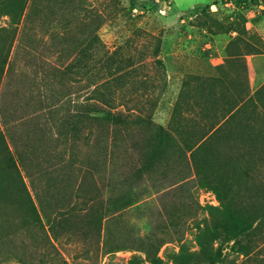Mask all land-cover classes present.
Instances as JSON below:
<instances>
[{
	"label": "rangeland",
	"instance_id": "rangeland-1",
	"mask_svg": "<svg viewBox=\"0 0 264 264\" xmlns=\"http://www.w3.org/2000/svg\"><path fill=\"white\" fill-rule=\"evenodd\" d=\"M50 3L51 16L48 1L30 0L17 27L0 11V46L11 26L17 29L11 47L9 39L3 43V52L10 48L13 69L0 75V130L6 144L13 154L8 120H16L22 133L32 110L46 115L52 96L70 93L73 113L96 90L109 105L93 102L122 112L128 125L106 130L91 123L89 134V125L80 124L77 138L59 144L67 147V164L48 168L55 159L50 149L49 155L35 153L39 159L32 161L40 163L35 172L60 185L55 200L62 210L88 202L91 213L102 211L105 200L128 186L137 201L105 217L100 232L87 209L61 215L53 237L55 214L47 215V206L56 202L48 197L50 186L37 177L31 186L27 174L20 170L18 175L10 155L0 151V264H149L147 247L163 264H173L171 257L180 249L200 251L201 235L205 250H218L217 255L193 264L210 258L215 264H264V120L230 124L218 138L190 149L208 124L200 114L208 111L206 101L225 110L240 90L242 62L235 58L244 56L253 90L264 83V0ZM72 59L83 64L76 74L62 75ZM158 127L169 132L161 143ZM70 144L79 147L74 156ZM143 164L146 170L137 172ZM225 208L252 226L237 239L247 245V255L225 239Z\"/></svg>",
	"mask_w": 264,
	"mask_h": 264
},
{
	"label": "trees",
	"instance_id": "trees-1",
	"mask_svg": "<svg viewBox=\"0 0 264 264\" xmlns=\"http://www.w3.org/2000/svg\"><path fill=\"white\" fill-rule=\"evenodd\" d=\"M30 0H0L1 5V14L4 16L10 17L11 25L17 27L21 21L22 18L25 15V11L27 8V5H29ZM48 1V5L50 7V16L54 14V11L51 10V0ZM61 5L64 6H71L73 4V0H57ZM75 5V4H74ZM38 9L35 8L34 12ZM32 10V11H33ZM51 20V19H49ZM10 25V26H11ZM13 26H11V30L6 33L5 40L2 42L0 46V75H11L13 69H12V61L9 59V47H11V42L13 41L17 29H15ZM10 29V27L8 28ZM10 40V44L8 49L3 52V46L6 42V40ZM72 50V49H71ZM80 52V51H79ZM78 52V53H79ZM238 55V54H237ZM239 56V55H238ZM236 60H239L242 62V80H241V86L240 90H238L236 93H234V100L233 104H230L229 107L225 110L222 109H216L211 108V104L208 103V100L206 101L207 104V110L204 113H200L203 119H207V125H205L201 132V135L199 136V141L197 143H194L192 146H190V149L193 146L198 145L201 143L197 148L199 149L202 144H205L207 141L218 138L220 135L224 134L227 131V127L230 124L238 123L242 120H256L260 119V121L264 120V83L258 87L257 89H252L249 83V80L246 75V62L244 59V56H240L235 58ZM240 62V63H241ZM80 64H83L82 59H76L75 61L72 59L71 62H69L65 67L63 68L62 75L64 74H71L74 73L76 68L79 67ZM55 70V69H53ZM79 80V78H77ZM218 80V78H215V80ZM90 95V94H89ZM71 94H58L55 97L52 96L50 103L48 105V110L46 112V115L43 116V113L41 110L34 109L32 110V113L28 115V121L24 123V130L22 133H18V125L16 123V120H8L6 123V131H11L13 136H11V140L13 142V145L15 147V151L12 154L8 145L6 144L3 132L0 130V151L1 153H8L10 155L8 157V162L12 163L14 168L16 169V172L18 175L20 174V170H23L25 174H27V178L31 179L30 185L34 186L35 180H33V177H37L36 179H40V183L46 186H50L52 192L49 190L48 197L50 199L55 200L57 198V195H59V186L55 185V182H51L52 184H48V181L45 180L44 174H40L39 172V162H34L35 160L39 159V157L35 156V153H46L49 155L51 152L50 149L53 150L55 153V159L51 166L49 165L48 168L53 169H59L65 166L67 164L65 154H66V148L65 146H59V144H64V142H67L66 139L69 136L74 135L73 139L78 137V133L80 132V124H88L89 127L86 128L87 132L89 134L92 133L91 123H97L103 126L106 130H109L110 127L112 129H116L118 127H124L128 125V118L126 115H124L122 112H112L113 110L107 109L105 106H97L95 104V100H98L102 102L104 105H109L108 99L104 98L101 95L96 94V90H93L92 95L89 96L88 102L86 104H76V110L71 113L68 106L75 103L72 99H68ZM39 100L37 101V103ZM42 105V102H41ZM67 105V106H66ZM109 107V106H108ZM209 107V109H208ZM10 111L6 107L5 110H3V118L7 119L6 116ZM2 116V114H1ZM45 120L51 121L49 122L51 125L47 126L43 122ZM48 127V128H47ZM84 126H82L83 128ZM54 129V130H53ZM174 130V128H173ZM114 131V130H113ZM16 135V136H14ZM157 136L161 141L164 142V139L166 137H169V132L164 129V127H158ZM145 143V142H144ZM151 143V140L149 141ZM54 144V145H53ZM148 145V140L147 143ZM3 147V148H2ZM151 147V144H150ZM76 145L70 144L69 151L71 155H75L77 153L76 149H78ZM196 148V149H197ZM105 149V148H104ZM189 149V150H190ZM195 149V150H196ZM197 149V150H198ZM152 150L149 152L151 153ZM148 152L145 154L147 155ZM7 155V154H6ZM33 159V161H32ZM68 159V158H67ZM100 160V159H98ZM45 161V160H44ZM148 161V160H147ZM43 162V160H42ZM147 165V163H146ZM146 170V166L144 167V164L142 167L137 171L139 173H143ZM56 171V170H55ZM21 181L24 184L23 177L20 175ZM22 184V186H23ZM34 189V187H33ZM24 190L26 194L28 195V201L30 204V210L34 216V218H37L38 216V209L35 207L34 203L32 202V199L30 195L27 192V189ZM215 193L217 197L220 198V191L218 188L215 189ZM137 201V195L132 189V186H128V188L120 195L117 196H111L107 200H105L104 206L101 207V210L99 212L91 213L93 210L92 205H89L88 202H83V208H80L79 205L72 204L68 208H65V210L60 209V201H56V204H50L48 203V214H55L54 217L51 219L50 223V233L55 235V229L56 225L58 226L61 223V215L68 216L72 214H77V210L87 209L89 213L87 214V217L91 219L90 223L93 225L94 229L98 232L101 231L102 222L109 214L116 213L120 210H123L131 205H133ZM87 206V208H85ZM104 207V208H103ZM52 208V209H51ZM44 209V208H43ZM53 210V211H51ZM44 214H46L44 210ZM225 215L227 219V224L225 225L224 233H225V239L227 241H234L238 246V251L241 254H248L247 251V245L241 244L237 241L238 238H242L249 234L252 230L251 224L244 221L239 215L233 213L230 209L225 208ZM53 220V221H52ZM201 236H198L199 239V246L200 251L198 253L193 252H187L184 249H180L178 253H175L172 255L171 260L173 264H193L201 258L205 257H215L217 255V251L211 252L206 251L204 248V244L201 240ZM215 239V238H214ZM146 259L149 262V264H163V260L159 258L155 253L151 252L150 249L147 247L145 249ZM209 259V258H208ZM217 260L210 258L207 260V264H215ZM200 263V262H199Z\"/></svg>",
	"mask_w": 264,
	"mask_h": 264
}]
</instances>
